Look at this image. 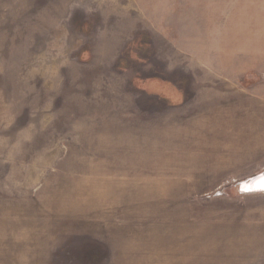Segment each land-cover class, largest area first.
<instances>
[{"label": "rangeland", "instance_id": "obj_1", "mask_svg": "<svg viewBox=\"0 0 264 264\" xmlns=\"http://www.w3.org/2000/svg\"><path fill=\"white\" fill-rule=\"evenodd\" d=\"M263 171L264 0H0V264H264Z\"/></svg>", "mask_w": 264, "mask_h": 264}, {"label": "crops", "instance_id": "obj_2", "mask_svg": "<svg viewBox=\"0 0 264 264\" xmlns=\"http://www.w3.org/2000/svg\"><path fill=\"white\" fill-rule=\"evenodd\" d=\"M180 82H167L165 81L163 84V89H168L171 92L170 96H175L174 93L178 94L180 98H169L165 93H159L158 95H154L155 97V104H158V108L154 109L153 112L157 115H162L163 119L169 120L170 123H180L184 122L190 115H194V113H198V110L204 109L206 106L216 103V99H214V95L205 96L203 91L197 93L192 98L190 96V91H195L191 89V86L186 85L183 87ZM189 86V87H188ZM155 90V89H154ZM147 91V90H146ZM149 91H152L149 88ZM148 92V91H147ZM152 94V93H151ZM156 94V93H155ZM157 96V97H156ZM219 98L223 99L224 96L218 95ZM220 100V99H219ZM162 102V105H161Z\"/></svg>", "mask_w": 264, "mask_h": 264}, {"label": "water", "instance_id": "obj_3", "mask_svg": "<svg viewBox=\"0 0 264 264\" xmlns=\"http://www.w3.org/2000/svg\"><path fill=\"white\" fill-rule=\"evenodd\" d=\"M242 192H257L264 190V171L239 183Z\"/></svg>", "mask_w": 264, "mask_h": 264}]
</instances>
